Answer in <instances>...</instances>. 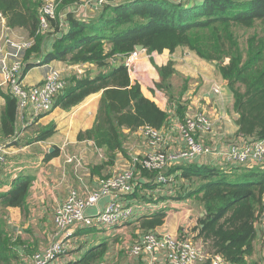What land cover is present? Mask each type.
<instances>
[{"label":"trees","instance_id":"1","mask_svg":"<svg viewBox=\"0 0 264 264\" xmlns=\"http://www.w3.org/2000/svg\"><path fill=\"white\" fill-rule=\"evenodd\" d=\"M57 1L63 11L76 7L78 2ZM42 3L43 0H0V17L5 27L23 30L34 42L21 54L22 78L32 67L52 61L67 65L91 64L101 69L94 79H65L67 87L53 109L58 106L68 110L101 91L94 126L80 132L78 140H90L94 147L103 149L109 163L117 153L125 154V130L133 132L149 127L162 134L163 130L170 131V117L144 97L138 84L130 82L128 70L122 64L111 67L113 59L127 56L137 46H143L150 56L186 48L201 60L216 62L215 67L233 96V111L238 116L237 136L264 141V0H181L176 4L167 0H134L117 7L104 6L93 19L77 17L74 12L67 11L66 26L61 24L58 15L49 22L46 32L39 30ZM50 38H53L51 53L41 58L44 59L42 63H29L32 56L41 53L45 40ZM157 72L158 88L169 89L175 75L173 63L157 68ZM0 93L6 101L2 120L14 126L16 101L2 88ZM52 133V129L44 131L37 141ZM227 167L182 168L178 179L196 186L188 197L201 205L203 215L192 229V237H176L195 245L199 242L206 255L219 256L225 264H248L254 251L256 225L261 223L263 214L264 164H227ZM136 170L143 177L155 179L153 171ZM33 181L34 176L29 173L17 176L8 190L0 192V207L20 208L25 212ZM165 217L166 211L162 209L139 217L136 223L143 234L155 233ZM78 230L106 232L95 226L78 227ZM12 239L0 217V264L29 262L36 253L23 250L24 254L19 255ZM105 252L106 245L101 244L67 264H99ZM203 264H211L210 259Z\"/></svg>","mask_w":264,"mask_h":264},{"label":"crops","instance_id":"2","mask_svg":"<svg viewBox=\"0 0 264 264\" xmlns=\"http://www.w3.org/2000/svg\"><path fill=\"white\" fill-rule=\"evenodd\" d=\"M167 1L170 3L174 1L176 4L181 0ZM75 5L76 7H69L66 10L78 13V17L93 19L100 11L94 5L89 8L83 7L79 2ZM67 11L62 10L59 13L63 26H66L63 19ZM3 32L16 42L28 39L26 32L21 29H5ZM51 39L53 38L45 40V48L42 49L41 55L32 56L29 63L43 62L44 59L41 58L52 51ZM122 61L123 57L120 56L117 60L113 59L111 67L122 64ZM168 62L173 63L175 75L172 76L170 88L162 90L157 86L160 83L157 68L165 66ZM215 64L199 59L186 48H178L173 53L141 56L128 70L130 82L138 84L144 97L167 113L172 125L176 121L199 113L206 116L210 122V131L208 133L199 131L197 140L205 146L213 147L217 155L171 162L163 171L171 178L166 185H156L154 178L150 180L143 177L136 170L141 168L137 163L153 151L139 130L124 131L125 154L117 153L111 163L107 155L105 156V151L94 147L92 141L78 140L80 132L83 133L94 126L101 91L88 96L68 110L56 106L50 113L23 129V123H20L17 117V109L14 126L3 122L6 101L0 93V143H8L7 163L0 170V192L8 190L11 181L20 174L29 173L34 176L26 198L25 212L20 208L0 207V217L6 231L13 238L16 253L18 251L19 255H23V250L27 253L42 252L60 240L61 235L55 233L53 224L56 207L64 202L70 192L75 191L81 198H85L88 193L97 190L106 178L126 168L134 172L137 192L129 197L113 198L132 208L131 221L104 233L79 231L73 227L70 232L73 235L77 232L76 237L72 236L65 240L70 249L68 254L52 264L77 261L85 251L101 244L106 245V252L102 258L104 264H147V258L129 257L126 247L137 242L143 234L136 223L138 218L152 215L162 209L166 211V217L163 225L154 230L155 233L192 237L191 231L197 225V220L202 217L203 210L194 198L188 197L192 195L196 186L178 179L182 168L208 166L228 169L223 156L242 139L237 136L238 116L233 111L232 93L220 77ZM48 67L60 71L64 79L76 81L82 78L94 79L102 72L91 64L67 65L52 61L29 69L22 78L23 82L28 86L42 83ZM48 129L53 130L51 136L37 141V138ZM171 129L163 130L164 142L158 147L165 153H173L184 147L179 132ZM50 154L53 156L50 157ZM108 202L109 197H103L97 205L86 208L85 213L93 216L102 211ZM263 223L264 218L261 216V223L256 225L254 251L247 260L248 264H264V257L261 255ZM128 228L135 231L131 238H127L125 234ZM161 257L160 254L159 258ZM21 261L19 264H26L28 260Z\"/></svg>","mask_w":264,"mask_h":264},{"label":"built area","instance_id":"3","mask_svg":"<svg viewBox=\"0 0 264 264\" xmlns=\"http://www.w3.org/2000/svg\"><path fill=\"white\" fill-rule=\"evenodd\" d=\"M132 1L134 0H78L80 5L85 8L94 5L98 9L104 6L117 7ZM58 3L57 0H43L39 9V30L41 32L48 31L50 20L58 17ZM5 29L7 28L4 20L0 17V88L7 91L9 96L15 99L17 117L20 123H23V129L53 110L56 100L67 87V81L62 77L60 71L48 67L42 83L32 86L26 85L22 79L24 63L21 61V54L30 49L34 42L29 39L13 42L4 36L3 31ZM141 56L148 57L149 55L146 54L145 49L142 51L135 50L123 57L122 65L129 70ZM171 128L179 132L185 144L184 148L173 153H165L158 149L164 142V136L160 131L149 127H143L139 130L153 151L137 164L141 169L155 172L154 181L156 183L167 184L171 181V178L165 175L163 171L173 161L217 155L213 147L205 146L196 141L199 131H203V133L210 131V122L203 114L199 113L186 117L182 121H176L174 125H170L169 130H172ZM7 146L8 143H0V170L7 163ZM223 157L224 162L228 165H263L264 141L241 139ZM136 190L134 172L128 169L106 178L97 190L88 193L85 198H81L75 191L70 192L53 213L55 233L61 235V239L52 243L44 251L32 255L26 264H52L58 260L68 250L65 240L72 236L70 231L73 227L95 226L109 231L131 221L132 208L115 199L117 196L129 197ZM103 197H109V202L105 208L93 216L87 215L85 213L86 208L97 205ZM262 218H264V201ZM197 248L190 240H181L169 233L152 232L141 235L137 242L126 247V251L131 258H147V264H203L209 259L211 264H225L219 256L210 257L201 248V251ZM160 254L162 255L161 259L159 258ZM261 255L264 257V223Z\"/></svg>","mask_w":264,"mask_h":264},{"label":"rangeland","instance_id":"4","mask_svg":"<svg viewBox=\"0 0 264 264\" xmlns=\"http://www.w3.org/2000/svg\"><path fill=\"white\" fill-rule=\"evenodd\" d=\"M62 11V9L60 8V3H58V9H57V15H59V13ZM63 14V13H62ZM76 14V15H75ZM74 15L75 16H77L78 15V13H75ZM64 15V14H63ZM64 17H65V15H64ZM78 17V16H77ZM55 18H57V17H55ZM50 21H52V20H50ZM63 21H65V18L63 19ZM4 36H7L6 34H4ZM13 42H16V41H13ZM18 42H20V41H18ZM128 70V69H127ZM178 81L179 80H177L176 81V83L178 84ZM181 137V136H180ZM196 141H198V140H196ZM184 146H185V144H184ZM184 148V147H183ZM214 156V155H213ZM212 155H210V156H198V157H213ZM216 156V155H215ZM197 158V157H196ZM195 159V158H194ZM140 160V159H139ZM193 160V159H192ZM128 169H130V168H126L125 170H128ZM136 192H137V190H136ZM122 195H124V194H122ZM262 206H263V204H262ZM135 231H133V228H128V229H126V231H125V234H126V236H127V238H131V236L133 235V233H134ZM196 247H198L197 249L199 250V251H201L200 250V248H201V246H200V244L199 243H197L196 242Z\"/></svg>","mask_w":264,"mask_h":264},{"label":"water","instance_id":"5","mask_svg":"<svg viewBox=\"0 0 264 264\" xmlns=\"http://www.w3.org/2000/svg\"><path fill=\"white\" fill-rule=\"evenodd\" d=\"M144 48H143V46H137L136 48H135V50L136 51H142ZM216 63V62H215Z\"/></svg>","mask_w":264,"mask_h":264}]
</instances>
